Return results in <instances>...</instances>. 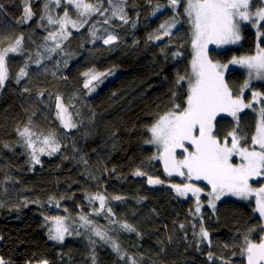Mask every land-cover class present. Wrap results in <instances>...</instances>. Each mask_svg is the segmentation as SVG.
<instances>
[{
    "label": "trees",
    "instance_id": "1",
    "mask_svg": "<svg viewBox=\"0 0 264 264\" xmlns=\"http://www.w3.org/2000/svg\"><path fill=\"white\" fill-rule=\"evenodd\" d=\"M26 5L35 15L27 23H17ZM156 7L157 0H127L129 23L114 20L109 28L119 37L115 43L92 41L91 24L104 19L97 14L80 31L69 27L71 35L61 42L62 52L48 53L44 37L49 26L40 20L44 0H0V34L12 37L0 48L24 37V53L9 55L10 79L0 89V257L9 264L43 260L91 264L93 250L97 264H125L109 245L83 227L74 233L69 229L73 236L63 243L51 242L52 220L45 217L65 213L88 215L102 230L108 229L109 236L139 264H169L164 165L152 159L158 152L148 145V129L162 116L159 40L155 39L158 18L157 12L152 14ZM63 8L51 14L62 16ZM70 11L75 19L74 9ZM38 23L42 26L37 27ZM97 28L98 35H105L108 25L100 23ZM54 46L48 41V47ZM26 61L29 76L17 84L15 77ZM90 69L111 70L94 91L84 88L83 73ZM57 95L77 123L71 131H64L56 119ZM30 119L34 131L44 135L54 131L61 144L55 154L41 155L39 164H32L30 151L17 134V128ZM128 152L138 156L136 168L127 175L111 173L109 163ZM136 170L146 175H133ZM149 176L163 183L150 185ZM96 193L105 195L117 223H110L106 209L91 215L99 204L90 205L85 195ZM114 196L123 199L117 201ZM124 222L140 235L120 229L119 223ZM89 238L97 243L93 246Z\"/></svg>",
    "mask_w": 264,
    "mask_h": 264
},
{
    "label": "snow or ice",
    "instance_id": "2",
    "mask_svg": "<svg viewBox=\"0 0 264 264\" xmlns=\"http://www.w3.org/2000/svg\"><path fill=\"white\" fill-rule=\"evenodd\" d=\"M180 2L181 0H168L167 7L176 9ZM254 3L259 4L255 10H253ZM53 5L54 7H51ZM61 6H64L62 16L51 14ZM126 6L127 0H107V7H104V0H95V2L93 0H44L43 14L40 16V20H46L47 26H49L48 35L44 37L45 51L55 53L60 50L62 52L61 42L67 40L71 35L68 31L69 27L80 31L81 28L89 24L90 18L97 14L104 19L91 24L92 41L102 40L104 45L115 43L119 37L114 31H109V28H112L114 20H119L123 24L129 23L128 14L125 12ZM70 9H74L75 19H73ZM160 10V6L157 5L152 14L155 15ZM23 11L24 15L17 23H27L35 15L30 6L26 5ZM184 15L191 26V46L194 55L191 61V76H179L177 83L187 80V95L183 107L175 103L170 111L160 116L148 129L151 133V140L148 143L155 144L159 148L158 154L152 159L161 160L164 171L169 176L175 174L185 177L187 180H203L210 185L208 206L213 210L216 209L215 202L224 195L230 194L244 200L254 195L256 197L255 211L259 213L261 219H264V187L254 189L249 183L254 178L264 177V96L260 92L254 91L252 102L247 104L240 97H234L224 79V70L228 65L214 63L209 58L208 50L209 44L222 47L238 43L242 39V23H251L253 27L260 24L261 27H264V0H185ZM100 23L108 25V28L103 29L105 35L97 34L100 32L97 24ZM177 23L178 20L175 17L171 21L162 23L155 39L162 38L159 34L161 31L163 36L172 35V28ZM53 25L58 28H52ZM41 26V24H37V27ZM133 27H135L134 23ZM257 36H264V33L257 32ZM5 39L11 40L12 37L0 34V44H3ZM149 39L152 37L150 36ZM23 40L24 37L21 35L7 47L0 48V89L5 88V82L10 79L9 55H23L24 53ZM48 41H52L55 46L48 47ZM180 55L181 53L178 51L174 53L175 57ZM35 63L39 67L41 60L37 58ZM228 63L247 69L249 80L252 78L264 80V48L259 45H257L255 55L234 56ZM28 67L26 61L15 77L17 84L29 76ZM110 74L111 70L97 72L95 69H90L84 72L83 76L86 78L84 88L89 91L94 90L98 83H103V78ZM247 87L248 81L244 85V88ZM24 91L27 92L28 89L25 88ZM241 92H243V88ZM40 95L43 96L44 93L41 92ZM256 103L261 105L258 112L259 118L251 136L250 145H248L242 143V140H246V138L240 133L237 114L245 108H252ZM55 107L56 119L62 128L66 130L77 128V123L73 120L68 107L65 106L59 95L56 96ZM221 113H226L237 121L236 127L223 140L219 139L214 131V121ZM17 134L30 151L32 164L41 163V155H53L61 148V144L56 139V132L50 131L47 135L38 134L33 130L31 119L22 129L17 128ZM186 145H190L191 150ZM4 147L9 146L4 145ZM177 149L183 150L182 159L177 158L175 154ZM234 157H238L240 162L235 163ZM133 175L144 176L146 173L136 170ZM148 183L157 185L162 184L163 181L149 176ZM170 186L178 196H185L188 192L196 196L195 213H200V188L190 183L183 186L177 184ZM85 199L89 202H99V209H94L91 215H100L106 209L107 217L111 218L110 223H117L105 195L86 194ZM112 199L119 201L123 197L114 196ZM56 206L59 207V204L57 203ZM45 219L52 220L48 231L49 239L62 243L65 233L71 234L63 217L49 218L46 216ZM79 219L82 221L80 227L90 231L93 236L109 245L117 257L125 261V264H139L137 259L127 255L121 249L117 239L109 236L108 229L102 230L88 215L82 214ZM118 226L126 232H135L140 235L137 229L129 223H119ZM180 227L183 229L184 225L181 224ZM261 230L264 231V225H261ZM251 231H255V229H250ZM77 234L79 235L78 232ZM196 235L201 241L209 239V233L202 224ZM89 239L93 246L97 243L96 240ZM160 251L163 252L164 248L161 247ZM240 254L245 257L246 264H264V236H261L259 242H253L249 235H245ZM209 257L211 258V254ZM0 264H9V262L0 257ZM39 264H48V261L43 260ZM91 264H97L94 250L91 254ZM225 264H229V262L225 261Z\"/></svg>",
    "mask_w": 264,
    "mask_h": 264
},
{
    "label": "rangeland",
    "instance_id": "3",
    "mask_svg": "<svg viewBox=\"0 0 264 264\" xmlns=\"http://www.w3.org/2000/svg\"><path fill=\"white\" fill-rule=\"evenodd\" d=\"M46 24H47V21H46ZM51 27L52 28H58V26H55V25H53ZM99 85H101V83H98V86ZM92 91H94V90H92ZM69 113L71 114V116L73 115V113H71V112H69ZM58 123H59V121H58ZM62 129L66 132L72 130V129L66 130L64 128H62ZM150 140H151V138H150ZM148 145L151 146L155 151L159 152V148L157 145L152 144V143H149ZM138 161H139V158L135 153L128 152V153H126V155H119L113 161H111L109 163L110 164L109 169H110L111 173H120V174L127 175L128 173H131L136 168L137 164L139 163ZM96 203L99 204L98 201L89 202V204L92 206L96 205ZM80 215H82V214H77V215H75V217H71L67 213H65V215L63 216V218L65 220V224L69 227V229H71L73 231V233L78 231L79 228H82V227H80V224L82 223V221H80V219H79ZM51 223L52 222H49V225ZM72 231H69V232L71 233ZM73 233H72V235L65 233L64 238H66L67 236L72 237ZM50 241L53 243L56 242L57 244H59V242H57V241H54L51 239H50ZM65 241H66V239L63 240V242H65Z\"/></svg>",
    "mask_w": 264,
    "mask_h": 264
}]
</instances>
